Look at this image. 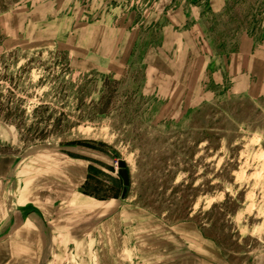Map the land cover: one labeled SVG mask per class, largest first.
<instances>
[{"label": "rangeland", "instance_id": "rangeland-1", "mask_svg": "<svg viewBox=\"0 0 264 264\" xmlns=\"http://www.w3.org/2000/svg\"><path fill=\"white\" fill-rule=\"evenodd\" d=\"M0 220L35 264H264V0H0Z\"/></svg>", "mask_w": 264, "mask_h": 264}, {"label": "crops", "instance_id": "crops-1", "mask_svg": "<svg viewBox=\"0 0 264 264\" xmlns=\"http://www.w3.org/2000/svg\"><path fill=\"white\" fill-rule=\"evenodd\" d=\"M35 237L19 229L0 233V264H35L37 259L31 256L44 254Z\"/></svg>", "mask_w": 264, "mask_h": 264}, {"label": "water", "instance_id": "water-1", "mask_svg": "<svg viewBox=\"0 0 264 264\" xmlns=\"http://www.w3.org/2000/svg\"><path fill=\"white\" fill-rule=\"evenodd\" d=\"M118 167H119V175L121 176L122 180H123V184L125 187L129 186L130 184V176H129V172L127 170V166L126 163L124 162V160H119L118 161Z\"/></svg>", "mask_w": 264, "mask_h": 264}]
</instances>
